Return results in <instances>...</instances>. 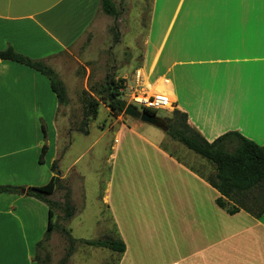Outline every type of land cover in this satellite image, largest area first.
<instances>
[{
	"label": "crops",
	"instance_id": "crops-1",
	"mask_svg": "<svg viewBox=\"0 0 264 264\" xmlns=\"http://www.w3.org/2000/svg\"><path fill=\"white\" fill-rule=\"evenodd\" d=\"M100 10V0H0V53L12 48L58 73L60 57L91 30ZM143 67L147 84L163 82L161 94L209 143L236 132L264 146V0H153ZM141 92L151 95L148 87ZM67 106L46 76L0 60V186H44L54 162L65 182L103 140L70 128L62 147L58 112ZM104 132L111 133V167L99 197L112 225L98 217L99 236L79 239L121 240L126 250L116 253L117 264H264V214L221 209L220 193L192 168L214 174L213 164L186 148L174 151L179 143L135 119ZM48 221L43 202L0 194V264H36Z\"/></svg>",
	"mask_w": 264,
	"mask_h": 264
},
{
	"label": "rangeland",
	"instance_id": "rangeland-1",
	"mask_svg": "<svg viewBox=\"0 0 264 264\" xmlns=\"http://www.w3.org/2000/svg\"><path fill=\"white\" fill-rule=\"evenodd\" d=\"M112 1L118 8L119 16L117 18L110 17L100 10L91 30L78 44L69 49L70 52H65L60 57L59 64L56 65L69 99L68 106L58 112L62 147L69 143L68 131L70 128L80 131L84 127L82 100L85 92L100 101L101 95L97 92L102 90L107 77L113 76L116 81H124V89L121 92L124 93L123 99L129 105L133 104V95L141 94V91L147 87L146 84L150 77L142 72L144 68L143 51L149 31L153 0ZM115 31L119 33L118 40ZM135 107L142 111L140 106ZM175 110L174 106H170L156 112L158 117L168 123L180 118L176 116ZM123 119L132 120L133 118L124 115V113L118 117L112 116L106 104L100 103L98 117L91 122L87 131L90 132L89 139L91 141L102 134L104 135L103 140L92 152H88L82 158L77 168L67 175L68 180L60 183L52 197V200L62 205L66 200L65 195L69 188L71 194L68 200L74 208V216L70 220H65L64 212L56 208L54 222L57 224V228L51 239L35 253V256L38 255L39 264L41 261H48V264H117L119 256L116 253L92 251L91 247L85 245H77L72 255L66 262H63L69 250L68 239L64 231L77 240H80L79 238H95L99 236L96 225L98 217L101 221L100 225L111 227L110 216L106 209L101 207L99 197L106 186L111 167V162L107 161L111 133L104 131L107 128H115L116 124H119ZM72 137L78 139L81 136L73 132ZM86 146V140L77 144L73 158ZM172 149L178 152L179 149L184 150L185 147L174 143ZM59 165L61 168L66 167L64 160ZM192 168L203 176L210 175L196 166H192ZM85 207L87 208L85 213L81 214L80 212Z\"/></svg>",
	"mask_w": 264,
	"mask_h": 264
},
{
	"label": "trees",
	"instance_id": "trees-1",
	"mask_svg": "<svg viewBox=\"0 0 264 264\" xmlns=\"http://www.w3.org/2000/svg\"><path fill=\"white\" fill-rule=\"evenodd\" d=\"M101 8L110 17L117 18L120 14L112 0H101ZM115 33L118 40L119 33L117 31ZM0 60L25 65L46 76L59 104L62 106L69 104L65 84L58 73L46 62L30 59L15 52L12 48L1 52ZM122 89H124V81H116L113 76H108L106 83L102 86V90L97 92V94L101 95L100 101L93 98L91 94L84 93L82 100L84 127L80 129V132L87 133L86 129L89 124L98 117L101 102L106 104L112 116L118 117L124 113L127 103L123 99L124 93L121 92ZM147 111L152 115H157L156 111ZM175 114L180 118L165 123L166 131L164 132L173 141L183 145L189 151L214 165L215 173L204 178L220 193V197L216 201L217 205L230 215L245 211L254 218H260L264 214V146H260L236 132L226 133L214 142L209 143L196 129L189 125L186 113L175 110ZM43 135L46 141L47 133L45 128L43 129ZM47 152L48 146L45 143L39 159L41 164L44 163ZM52 171L55 175L44 186H0V194L24 195L41 201L48 206V228L43 240L37 243L36 251L43 248V245L51 239L57 228V224L54 222L56 208L64 212L65 220H70L74 216V208L68 200L71 194L69 188L65 195L66 200L62 205L52 200V196L59 188L60 183L63 182L58 176L57 162L52 165ZM64 232L68 239L69 250L63 262H66L72 255L77 245L108 249L119 256L123 255L126 250L125 244L121 240L110 238L77 240L69 235L68 232ZM34 261L39 264L38 255L35 256ZM40 264H48V261H41Z\"/></svg>",
	"mask_w": 264,
	"mask_h": 264
},
{
	"label": "built area",
	"instance_id": "built-area-1",
	"mask_svg": "<svg viewBox=\"0 0 264 264\" xmlns=\"http://www.w3.org/2000/svg\"><path fill=\"white\" fill-rule=\"evenodd\" d=\"M132 102H133L132 105L140 106L142 108V111L144 110L157 111L161 109H166L170 105L167 96L148 95L145 92H142L141 94L133 95ZM171 106H173V103H171Z\"/></svg>",
	"mask_w": 264,
	"mask_h": 264
},
{
	"label": "water",
	"instance_id": "water-1",
	"mask_svg": "<svg viewBox=\"0 0 264 264\" xmlns=\"http://www.w3.org/2000/svg\"><path fill=\"white\" fill-rule=\"evenodd\" d=\"M124 115L129 116L135 120L141 121L145 124L156 127L158 129H161L163 131H166L165 122L162 118L158 117L157 115H152L146 110L140 111L132 104L127 105L124 111Z\"/></svg>",
	"mask_w": 264,
	"mask_h": 264
},
{
	"label": "bare ground",
	"instance_id": "bare-ground-1",
	"mask_svg": "<svg viewBox=\"0 0 264 264\" xmlns=\"http://www.w3.org/2000/svg\"><path fill=\"white\" fill-rule=\"evenodd\" d=\"M163 84V82H161L160 84H155V85H149V84H146V86L150 89L151 91V95H162V91H161V88H160V85ZM165 84V83H164ZM167 89V88H166ZM165 96V95H164ZM168 97V96H167ZM169 106H171V103L173 102V99L172 98H169Z\"/></svg>",
	"mask_w": 264,
	"mask_h": 264
}]
</instances>
